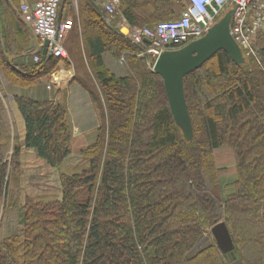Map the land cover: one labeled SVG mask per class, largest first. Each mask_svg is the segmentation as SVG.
<instances>
[{
    "label": "trees",
    "instance_id": "trees-1",
    "mask_svg": "<svg viewBox=\"0 0 264 264\" xmlns=\"http://www.w3.org/2000/svg\"><path fill=\"white\" fill-rule=\"evenodd\" d=\"M181 1L184 7L185 0H120V14L152 26ZM0 5V70L8 82L29 87L64 65L61 57L38 54L34 62L25 54L30 28L9 0ZM78 9L92 76L79 79L101 121L80 152L86 165L60 172L61 197H22L23 149L52 168L71 153L66 106L15 95L25 125L19 140L0 94V264H264V32L242 64L219 50L184 77L193 128L186 140L141 47L107 21L99 0H78ZM5 51L21 56V67ZM105 52L121 58L124 76L105 66ZM223 146L235 159L228 192L214 160ZM220 221L234 257L211 235ZM206 234L209 243L196 248Z\"/></svg>",
    "mask_w": 264,
    "mask_h": 264
},
{
    "label": "built area",
    "instance_id": "built-area-1",
    "mask_svg": "<svg viewBox=\"0 0 264 264\" xmlns=\"http://www.w3.org/2000/svg\"><path fill=\"white\" fill-rule=\"evenodd\" d=\"M110 16L120 8V0H99ZM61 0L22 1L19 10L30 28L36 45L32 60L39 61L44 42L52 56L67 59L64 47L68 32L73 27L70 18L60 19ZM233 7L230 33L247 56H255L253 43L260 30H264V0H187V5L177 18L160 21L153 26H131L123 18L122 29L136 44L141 46L140 55L149 66L164 51L176 50L204 36L216 22L225 6ZM39 54V55H38Z\"/></svg>",
    "mask_w": 264,
    "mask_h": 264
},
{
    "label": "rangeland",
    "instance_id": "rangeland-1",
    "mask_svg": "<svg viewBox=\"0 0 264 264\" xmlns=\"http://www.w3.org/2000/svg\"><path fill=\"white\" fill-rule=\"evenodd\" d=\"M22 1H29V0H9L12 6L11 9L14 11L17 17H18L17 12L19 8V4ZM64 6H65V9L63 10L64 17L70 18L73 21L75 20V23L73 22V24L75 25L73 28V31L69 34V36L66 39V42L64 43V47L67 49V54H68V59L64 63V65L69 66L70 64L73 63V59H74V62L77 59H80L84 63L85 67L87 68L88 66L89 68V56L86 51L83 40L81 38L82 26H81V20L79 17L78 0H64ZM183 8H184L183 1L177 2L173 6L172 14L168 15L167 18H170L169 20L174 19L175 17L177 18V16L179 15V13L181 12ZM230 9H231V6H226L224 8V12L226 11L228 12ZM107 21L109 23L113 22L114 27L117 28L118 32L123 34L122 33L123 17L120 14V12L115 14L112 17H107ZM257 41H258V38L254 42V49L257 47L256 46ZM6 55H16V54L7 53L5 51V56ZM139 56H140V53H139ZM106 58H108L107 62H109L108 60H112L113 63H117V61L118 62L121 61L120 64L117 63L118 65H116V67L121 66V68L125 69L121 58H119L118 56H114L112 55V53L106 52ZM6 59H8L7 56H6ZM8 60L14 61L13 64L17 65L18 67H21L22 62H19L16 59H8ZM108 65L110 66V63ZM50 75L51 73L39 77L37 82L39 81L49 86V76ZM0 76H2V78L7 84L13 85L12 83L8 82L5 79L1 70H0ZM13 86H18V85H13ZM0 94L5 96V98L3 99L7 107L8 116L13 123V130H15L14 132L18 136L19 140H22L23 139L21 137L22 128L19 126V124L16 122V119L11 114L9 96L6 94L4 88L1 85V82H0ZM83 148H81V146H79L78 144L74 143V147L72 148L73 151L72 153H70L71 155H69L66 158L64 163H62V165L59 168H54V169L49 168V166L46 163H44V161L39 159L36 156V153L34 152V150L23 149L21 153V162H22L23 169H22L21 176H20L21 184H22V193H21L22 197H24V195H29L34 199H47L50 197H56V198L61 197V186L59 182V174L61 171L68 172V173L79 171L81 168H83L86 165V161L85 159H83L80 153ZM214 160H215V164L217 168L219 169V178H218L219 184L225 192H228L229 189L228 187H226V184L231 182L230 180L236 176V172L234 169L235 159H234L233 152L226 146L217 148L214 150ZM209 241H210V237L207 234L204 235V237H202L200 242L197 244L196 248L200 247L201 245L208 244Z\"/></svg>",
    "mask_w": 264,
    "mask_h": 264
},
{
    "label": "water",
    "instance_id": "water-1",
    "mask_svg": "<svg viewBox=\"0 0 264 264\" xmlns=\"http://www.w3.org/2000/svg\"><path fill=\"white\" fill-rule=\"evenodd\" d=\"M3 10L0 5V13H3ZM232 13V9L225 13L204 36L176 50L162 52L153 63L152 71L162 78L173 120L181 129L186 140H192L193 128L184 94V77L200 68L219 50L225 51L236 64H242L245 61L240 47L230 34ZM60 19L61 12L58 21ZM35 45L36 41L30 40L25 54L33 53ZM47 46L48 41H45L40 52L42 60L52 56L51 50L48 52ZM6 56L8 59H15L18 55ZM210 232L219 249L234 257V245L226 223L224 221L216 223L211 227ZM231 264H242V260L234 259Z\"/></svg>",
    "mask_w": 264,
    "mask_h": 264
},
{
    "label": "crops",
    "instance_id": "crops-1",
    "mask_svg": "<svg viewBox=\"0 0 264 264\" xmlns=\"http://www.w3.org/2000/svg\"><path fill=\"white\" fill-rule=\"evenodd\" d=\"M34 1L36 0H29V2ZM64 9V0H62L60 4L61 18L62 14H64ZM74 26L75 25L73 24V27L69 31L67 37L73 31ZM65 50L67 52L66 48ZM102 57L105 66L112 74L117 77L125 75V69L121 68V66L116 67V65L120 64L121 61H117L118 64L113 63L112 60H108L109 62H107L108 58H106V52L103 53ZM15 59L19 62H23V58L21 56H17ZM109 63L110 66L108 65ZM89 77L92 78L89 72V68L88 66L86 68L84 63L80 59H77L75 62L73 59V63L69 66L59 65L58 69L51 73V75L49 76V86L39 81L29 87L13 86L7 84L2 76H0L1 85L4 88L6 94L9 96L11 114L16 119V122L19 124V126L22 128L21 137H24L25 125L23 117L14 101V95L38 100H55L64 103L66 106V121L68 123L71 134V153L73 151L72 148L74 147V143L81 146V148L88 145L89 142L93 140L94 132L96 131L101 121L100 111L96 105V102L92 99V96L90 95L88 89L80 81V79L82 80V78ZM49 168L54 169L52 167ZM235 178L236 176L233 177L230 181L234 180Z\"/></svg>",
    "mask_w": 264,
    "mask_h": 264
},
{
    "label": "bare ground",
    "instance_id": "bare-ground-1",
    "mask_svg": "<svg viewBox=\"0 0 264 264\" xmlns=\"http://www.w3.org/2000/svg\"><path fill=\"white\" fill-rule=\"evenodd\" d=\"M61 2H62V0H61ZM61 4V3H60ZM74 5V4H73ZM186 5H187V0H185V6H184V8L181 10V11H183L184 9H185V7H186ZM227 6H231V5H227ZM19 7H20V4H19ZM226 7V6H225ZM231 9L233 10V7L231 6ZM230 9V10H231ZM59 10H60V8H59ZM104 11V10H103ZM61 12V11H60ZM120 12V8L117 10V13H119ZM233 12H234V10H233ZM18 13H19V15L21 16V12H20V10H19V8H18ZM104 13H106L105 11H104ZM117 13H115V14H117ZM181 13V12H180ZM179 13V14H180ZM225 13H227V11L226 12H224V10L221 12V14L220 15H222V16H224V14ZM218 16V18H217V20H216V22L222 17V16ZM114 16V15H113ZM108 17H112V16H110V15H108ZM232 17H233V13H232ZM232 17H231V21H230V26H231V22H232ZM21 18H22V16H21ZM23 19V18H22ZM126 20V19H125ZM127 21V20H126ZM128 22V21H127ZM215 22V23H216ZM214 23V24H215ZM128 24H130L129 22H128ZM131 25V24H130ZM131 26H136V25H131ZM153 26V25H152ZM137 27H146V26H137ZM123 30H125V29H122V33H123V35H125L126 37H129L128 35H126L125 33H124V31ZM260 32H264V30H260L259 32H258V34L260 33ZM231 34V33H230ZM258 34H257V37H258ZM232 36V35H231ZM233 37V36H232ZM257 37H256V39H257ZM33 39V38H32ZM234 39V38H233ZM255 39V40H256ZM235 41V40H234ZM236 42V41H235ZM255 42V41H254ZM237 43V42H236ZM238 44V43H237ZM139 45V44H138ZM140 46V45H139ZM238 46H239V44H238ZM141 47V46H140ZM240 47V46H239ZM253 48H254V43H253ZM240 49H241V47H240ZM241 51H242V54H243V56L246 58V57H250V56H247L246 54H245V52L243 51V49H241ZM255 52V51H254ZM141 53V52H140ZM146 59V58H145ZM147 61V60H146ZM148 64V63H147ZM149 66V65H148ZM151 67V66H150Z\"/></svg>",
    "mask_w": 264,
    "mask_h": 264
}]
</instances>
